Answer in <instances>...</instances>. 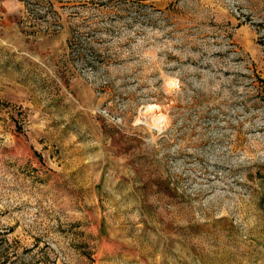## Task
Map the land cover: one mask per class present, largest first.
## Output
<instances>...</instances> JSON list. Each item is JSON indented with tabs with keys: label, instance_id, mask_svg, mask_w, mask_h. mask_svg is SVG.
<instances>
[{
	"label": "rangeland",
	"instance_id": "1",
	"mask_svg": "<svg viewBox=\"0 0 264 264\" xmlns=\"http://www.w3.org/2000/svg\"><path fill=\"white\" fill-rule=\"evenodd\" d=\"M0 264H264V0H0Z\"/></svg>",
	"mask_w": 264,
	"mask_h": 264
}]
</instances>
